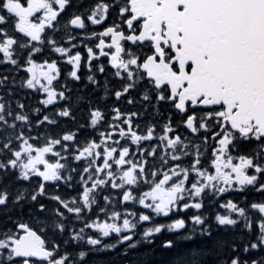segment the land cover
I'll return each mask as SVG.
<instances>
[{
  "label": "snow or ice",
  "instance_id": "snow-or-ice-1",
  "mask_svg": "<svg viewBox=\"0 0 264 264\" xmlns=\"http://www.w3.org/2000/svg\"><path fill=\"white\" fill-rule=\"evenodd\" d=\"M0 67V264H132L164 231L173 264H264V0H0ZM82 67L116 104L79 124Z\"/></svg>",
  "mask_w": 264,
  "mask_h": 264
},
{
  "label": "trees",
  "instance_id": "trees-1",
  "mask_svg": "<svg viewBox=\"0 0 264 264\" xmlns=\"http://www.w3.org/2000/svg\"><path fill=\"white\" fill-rule=\"evenodd\" d=\"M4 71L5 69L3 67H0V72H4ZM21 74L23 75L22 72H19L17 73L16 76V85H15L16 96L14 97V99L20 98L22 102L26 105L27 109L39 107L40 106L38 104L39 96L36 93L34 92L31 93L29 90L23 89L19 86L21 80L20 78ZM19 90H22L26 93V97L24 99L22 98V94L19 92ZM79 106L81 107L79 111H77L76 104H74L75 107V108L73 107L74 113L76 114V117H78L80 120L81 119L83 120L85 118V114L87 113V110L85 109L83 104ZM61 120H63V122L65 121L64 122L65 124L62 123V125L65 127L68 123L72 122L68 119L66 120L61 119ZM2 225H3V217L0 216V226ZM221 234L227 238H231L233 235H235L234 233L227 234L223 232H221ZM164 239H172V238H155V240L151 244L144 242L139 246V248L130 252V256H128V259L135 264H173V261L176 258V249H164L163 247H161V244ZM253 251L259 254V250H253ZM117 264H121V261L117 262Z\"/></svg>",
  "mask_w": 264,
  "mask_h": 264
},
{
  "label": "flooded vegetation",
  "instance_id": "flooded-vegetation-1",
  "mask_svg": "<svg viewBox=\"0 0 264 264\" xmlns=\"http://www.w3.org/2000/svg\"><path fill=\"white\" fill-rule=\"evenodd\" d=\"M94 29L96 31H99L100 28L98 26H94ZM82 50V49H81ZM83 51V50H82ZM55 58V57H53ZM104 61L101 60V61H97V63H103ZM65 66V67H64ZM61 67V77H60V82L61 83H64L65 82V78H66V75H67V72L70 71V66L64 64V63H61L60 65ZM87 74V75H86ZM93 73H89L87 68H84L82 67L81 70H80V75H81V81L80 82H73L71 79L67 80V83L69 86H72V89L74 90V92H72V95H73V104H76V97L78 95L80 96H91V98L95 101V102H98L99 104H101V106H107V107H112V106H115L116 104V101H115V97L114 96H108V97H105L104 96V92H103V89H96V90H93V86L87 81L86 77L88 75H91ZM99 81H101V83L104 82L105 80V76L102 75V74H99L97 75L96 77ZM108 79L111 81L112 80V77H111V72L108 73ZM115 83V81H112V83L109 84V87H112V85ZM92 90V91H91ZM88 92V94H87ZM97 92V93H96ZM83 94V95H82ZM133 95H135V93H133ZM112 97V98H111ZM111 100H110V99ZM114 98V99H113ZM96 99H99L100 101H96ZM114 100V101H113ZM107 101V102H106ZM119 106L122 107V108H128V107H131V106H128L126 105V99H122L120 102H119ZM81 106H78L76 104V108L80 109ZM86 109V108H85ZM51 109H48V111H50ZM132 110H135V108H132ZM79 111V110H78ZM164 112V113H163ZM161 113L162 115L161 116H152L153 120L155 122H158V123H162L163 120L168 116L169 113H167L163 108L161 109ZM165 116V117H164ZM85 117L87 118V113L85 114ZM156 118V119H154ZM160 120V121H159ZM174 120L175 121H179L180 120V116L179 115H176L174 116ZM60 126L62 127L63 125L60 124ZM65 127V126H64ZM75 127V124L74 126ZM102 130V129H101ZM89 131H91V129H89ZM182 132H184V129L182 128L181 129ZM185 135H187V132L184 133ZM211 142V141H210ZM49 191H52V189L50 188ZM113 195H115V193H113ZM226 198H227V194H225ZM249 199H261V194L259 193H253L251 191H249ZM137 207H139L137 205ZM25 212H27V208L24 209ZM17 214V213H16ZM16 214H13V216L15 217ZM26 218V217H25ZM15 219V218H13ZM157 222L159 223H164V222H169L168 221V218H163V217H156L155 218ZM231 232H233L234 234H237L238 233V229H235V230H232ZM138 238V237H136ZM106 262L108 263H114L116 264V258H113V257H109L108 259H106Z\"/></svg>",
  "mask_w": 264,
  "mask_h": 264
},
{
  "label": "bare ground",
  "instance_id": "bare-ground-1",
  "mask_svg": "<svg viewBox=\"0 0 264 264\" xmlns=\"http://www.w3.org/2000/svg\"><path fill=\"white\" fill-rule=\"evenodd\" d=\"M65 67V66H64ZM87 75V74H86ZM94 90V89H93ZM92 91V90H91ZM19 92L22 94V98L24 99L25 97H26V93L24 92V91H22V90H19ZM32 93V92H31ZM97 93V92H96ZM87 94H88V92H87ZM83 95V94H82ZM80 96V95H79ZM84 96V95H83ZM91 96H93V95H91ZM108 97V96H107ZM112 98V97H111ZM110 99V98H109ZM114 99V98H113ZM111 100V99H110ZM114 101V100H113ZM107 102V101H106ZM106 106V105H105ZM75 108V107H74ZM79 110V108L77 109V111ZM75 112H76V110H75ZM164 113V112H163ZM76 115V114H75ZM155 117H157V116H155ZM165 117V116H164ZM83 118V117H82ZM79 119V118H78ZM153 119V118H152ZM154 119H156V118H154ZM66 120V119H65ZM82 120V119H81ZM71 121V120H70ZM156 121V120H155ZM160 121V120H159ZM65 122V121H64ZM63 122V123H64ZM65 124V123H64ZM62 127H64V126H62ZM156 238H161V234H158L157 236H156ZM108 259V258H107Z\"/></svg>",
  "mask_w": 264,
  "mask_h": 264
}]
</instances>
